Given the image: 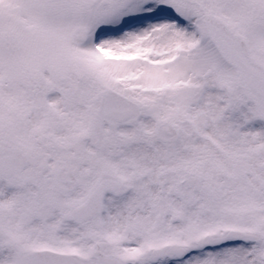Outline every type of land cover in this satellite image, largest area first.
Here are the masks:
<instances>
[{
	"label": "snow or ice",
	"instance_id": "6c2138e0",
	"mask_svg": "<svg viewBox=\"0 0 264 264\" xmlns=\"http://www.w3.org/2000/svg\"><path fill=\"white\" fill-rule=\"evenodd\" d=\"M0 264H264V0H0Z\"/></svg>",
	"mask_w": 264,
	"mask_h": 264
}]
</instances>
